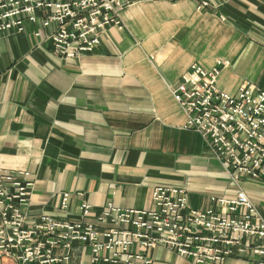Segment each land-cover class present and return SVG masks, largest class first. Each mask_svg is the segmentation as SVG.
<instances>
[{"label": "crops", "instance_id": "crops-1", "mask_svg": "<svg viewBox=\"0 0 264 264\" xmlns=\"http://www.w3.org/2000/svg\"><path fill=\"white\" fill-rule=\"evenodd\" d=\"M208 1L213 9L203 12L192 0L132 4L122 29L108 27L95 53L75 59L54 53L34 25L0 35V168L32 173L28 214L76 219L82 201L150 209L162 186L185 189L201 211L216 206L213 198L243 191L264 215V179L232 176L207 141L185 128L173 97L192 64L211 69L218 60L229 63L221 90L236 94L246 83L264 90V0ZM66 192L72 197L63 211ZM151 257L153 264H195L162 247ZM88 263V248L76 249L73 264ZM225 264H254V257Z\"/></svg>", "mask_w": 264, "mask_h": 264}, {"label": "built area", "instance_id": "built-area-1", "mask_svg": "<svg viewBox=\"0 0 264 264\" xmlns=\"http://www.w3.org/2000/svg\"><path fill=\"white\" fill-rule=\"evenodd\" d=\"M143 1L0 0V35L34 25V36L54 53L75 59L95 53L102 32L122 29V12ZM192 1L198 12L213 9L208 0ZM228 65L222 60L211 69L192 64L173 97L187 116L185 128L207 141L232 176L263 180L264 90L251 83L236 94L221 90L219 78ZM34 185L31 172L0 168V264H73L81 247L89 250L88 264H153L151 252L158 247L195 264H225L244 255L264 264V215L243 191L233 199L213 198L216 206L201 211L190 206L185 189L159 186L150 209L112 202L96 209L82 201L78 218L55 219L28 214ZM71 197L60 195V210L69 209Z\"/></svg>", "mask_w": 264, "mask_h": 264}]
</instances>
